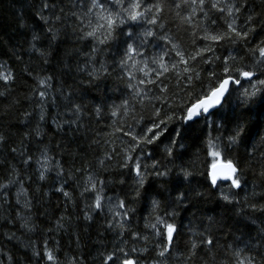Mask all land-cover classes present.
I'll return each instance as SVG.
<instances>
[{
    "label": "trees",
    "instance_id": "16d2710c",
    "mask_svg": "<svg viewBox=\"0 0 264 264\" xmlns=\"http://www.w3.org/2000/svg\"><path fill=\"white\" fill-rule=\"evenodd\" d=\"M45 2L51 3L52 0H0V74L12 76L8 81L0 79V135L5 137V142H0V264H56L43 256L45 241L48 250H55L59 264H73V261L78 264H103L107 255L118 247H123L133 259H138L139 264H192L187 259V247L195 238L194 233L204 232L205 228L216 239L217 247L209 251L208 246H202L194 264H229L233 250H245L246 245H251L250 254L256 256L257 264H261L264 248L259 249L261 255L256 254V238L264 236V214L252 212L248 204L264 205V178L259 175L264 166V98L258 95L254 102L247 105L251 112L247 114V119L240 121L245 125V135L241 142L219 158L238 162L244 169L246 183L243 189H231V192L238 193L236 198L241 203L227 204L220 198L221 191L228 193L229 182L221 181L218 188H209L207 174L214 161L205 145L216 136L226 139L231 135L236 118L245 108L239 98L242 90L233 92L222 101L223 106L217 115L210 117L214 124H207L201 117L191 127L179 121L168 125V132L161 137V141L147 147L146 151L152 153L151 158L143 161L150 165L153 160H159L171 169L167 191L161 187L164 178L149 177L145 188L141 189V196L133 200L135 173L121 167L124 153L131 143V137L126 133L140 134L142 128L150 126L147 125V115L151 109L146 106L169 107L173 101L187 103L192 93L206 92L212 85L209 73L213 70L222 72V68L217 66L220 61L214 64L189 61L188 67L200 77L199 80L194 78L189 86L185 79L189 73L183 72L185 65L177 63L179 58L171 52L164 57L170 72L160 78L163 84L141 86L147 94L142 98L134 97L132 90L126 88L125 81L118 78L119 69L107 79L97 82V87L79 71L87 61L91 45L86 40H80L72 27L46 24L41 15L51 17L52 13L42 9ZM54 2L56 7L53 11L57 14L61 8L65 13L79 10L76 7L78 0ZM212 2L214 0H207L204 12L209 18L217 20L219 30H225V19L233 18L228 16L227 9L240 5L241 12L235 14L239 16L237 23L242 24L251 16L250 26L256 29L248 47H255L264 41V0H219L220 6L226 9L224 13L211 9ZM190 10L183 6L181 12L186 15ZM171 15L165 12L166 30L154 28L157 35L149 38L147 56H158L171 47L160 39L161 35H167L180 50L186 52L193 51L192 33L195 31L203 35L200 29L190 25L180 26L178 21L170 19ZM194 21L201 28L206 25L214 27L199 10ZM66 23L72 25L73 21L68 19ZM49 26L59 29L55 40L47 32ZM149 27L145 22H137L133 31L140 35ZM127 30L125 26L124 31ZM33 35H39L40 40L34 42ZM125 38L121 36L110 48H105L98 59L107 61L108 65H112L114 60L118 62L123 52L120 41ZM205 43L197 41V46L204 47ZM41 50L48 54L47 63L40 56ZM245 52L246 49L240 45L216 48V55L221 58L231 53L238 61L244 56L250 63ZM172 63H177L175 69L171 68ZM150 67L156 65L150 63ZM135 74L144 78L143 73ZM46 77H52V87L48 89V99L43 105L44 119L41 120L37 92L43 90L39 81ZM164 86L168 88L167 94L159 100L155 99ZM244 87H249L246 81ZM68 92H72L74 101L83 106L75 124L64 123L67 117L64 115L66 101L63 94ZM53 97L56 99L53 100ZM124 99L130 103L127 110L119 108ZM97 106L102 109L99 115L95 113ZM113 111L117 114L112 115ZM180 114L177 112V115ZM141 116L145 117V122L138 124ZM221 124L224 127L218 128ZM183 129H186L183 139L177 138L174 130ZM37 131L39 135H36ZM170 139H178L184 145L177 149L179 155L174 158L167 157L165 153ZM12 148L17 151L13 153ZM45 148L47 156L52 159L45 179L41 180L39 175L44 163L41 152ZM22 149L26 150V156H32L30 165L22 163L26 158L20 156ZM108 155L112 156L111 160L106 159ZM58 166L63 167V175H58ZM181 167L193 172V176L189 177L190 184L179 175ZM90 176L93 181L98 178L106 184L100 193L105 197L102 211L86 209L87 205L94 203L95 193L81 195L85 187H91ZM121 180L125 183L121 184ZM97 187L101 186L98 184ZM61 188L63 191L58 190ZM177 189H195L203 192L204 197L190 199L184 204H172L169 197L174 198ZM63 192H68L69 196H64ZM118 199H125L129 210L128 216L123 218L125 229L122 237L118 235L120 229L108 227L110 222L115 223L109 209L114 208ZM153 200L160 201V210L154 211ZM173 210L175 217L169 222L179 226V235L171 254L159 257L160 249L156 244L161 241L152 235L147 225L155 223L157 215ZM86 215L92 219H85ZM209 217L216 221L211 227H208ZM132 233H139L141 239L134 240ZM144 236L149 237L147 242L142 239ZM132 247L138 251L131 252ZM34 251H40L43 258L35 256Z\"/></svg>",
    "mask_w": 264,
    "mask_h": 264
},
{
    "label": "snow or ice",
    "instance_id": "6c2138e0",
    "mask_svg": "<svg viewBox=\"0 0 264 264\" xmlns=\"http://www.w3.org/2000/svg\"><path fill=\"white\" fill-rule=\"evenodd\" d=\"M207 0H78L76 7L78 11H71L65 13L64 9H59L57 14L53 9L56 5L54 0L52 2H45L42 5L43 10H48L52 13L51 17H45L41 15V19L49 25L60 24L64 27H72L74 33L78 35L80 40H86L91 45L90 53L88 54L87 61L84 66L79 69L84 73L90 84H95L98 87L99 81L107 79L119 69L118 78L124 80L126 88L132 90L134 97H143L145 93L144 85L158 86L163 84L161 77H164L165 73L170 72L168 63L164 60L165 56H168L171 52H175L176 57L179 58V64L185 65L183 68L184 73H189L185 79L189 82V86L192 85L193 79L199 80L198 74L191 71L188 67L189 61L199 62L203 61L205 64H214L216 61H220L218 67L222 68V72L213 70L209 73L208 79L212 82V85L207 89L206 92L192 93L188 96L187 103H177L173 101L172 106L169 107H157L156 105L150 106V112L147 115V125L141 129L140 134L134 132H128L126 135L131 137V143H129L123 157V163L121 167L128 169L129 172L135 173V187L132 193V199H138L141 196V189L145 188V184L148 183L149 177L164 178L161 187L164 191H167V178L171 174V169L166 165L162 164L159 160H153L149 164H145L143 161L145 158H151L152 153L146 151L148 146L156 144L161 141V137L165 136L168 132V125L175 121H179L182 125L188 124L191 127L192 124L198 123L199 118L203 117L205 122L209 125L214 124L215 121L210 120V117L216 116L219 109L223 106L222 101L227 97H230L233 92L240 91L241 103L245 106L244 112L238 116L236 126L232 129L231 135H228L226 139L222 136H216L207 141L205 149L213 159L211 164V170L207 174V179L210 180L209 188H218V182H229V191L225 193L220 192V198L223 199L227 204H239L236 197L238 193L231 192V189H243L246 181L243 179L244 169L240 167L239 163H233L232 160H227L226 163H216L215 161L223 156L233 145L241 142L245 135V125L240 121L247 119V114L251 112V108L247 107L250 103L255 101V98L259 95L264 98V41L255 47H248L251 36L256 32V29L250 26L252 17L248 16L242 24H238L239 16L236 13L241 12L240 5H232L227 9L228 16L233 17L231 20L225 19L224 24L225 30H219L216 19H211L208 14L204 12ZM183 6H187L191 9L186 15L182 14L181 9ZM211 9H216L219 13H224L225 8L221 7L219 0H214L211 3ZM204 13L206 19L210 20V25L214 27L204 26L201 28L199 24L194 21V17L197 15V11ZM171 13V20L178 21L180 26L190 25L194 29H200L203 35L197 32L192 33L191 44L193 46L192 52L182 51L178 46L173 43L172 39L167 35H161L160 39L167 42L171 47L163 51L158 56H147V45L150 43L149 38H155L157 33L154 31L155 27L161 30L165 29L166 17L165 12ZM71 19L72 25H68L66 21ZM137 22H145L151 26L145 30L142 34L137 35L133 28ZM125 26L128 27L127 32L124 31ZM187 31V29H185ZM47 32L50 34L51 39L55 40L59 34V29H54L53 26L47 28ZM126 37L120 41L123 45V52L118 62L114 60L112 65H108L107 61L98 59L100 53L105 48H110L114 42L120 40V37ZM33 41H39V35H33ZM197 41L206 42L204 47L197 46ZM240 45L246 49L245 55L248 57L249 63L245 60L244 56L237 60L236 56H232L229 53L228 56L221 58L216 55V48H225L226 45ZM35 48V43L33 44ZM211 54L206 56L205 54ZM47 53L43 50L40 51V56L45 58L44 62L47 63ZM140 57L141 59H137ZM187 57V58H186ZM156 65V67H150ZM177 63H172L171 68L175 69ZM111 69V71H110ZM136 72L143 73L144 78H138ZM154 77V78H153ZM0 79L5 81L11 80L12 76L7 74H0ZM52 77H46L39 81V84L43 87V90L37 92L40 97L41 103V115L40 119H44L43 105L48 99V89L51 85ZM135 81V82H134ZM247 82L249 87H244V82ZM238 86V87H237ZM150 90V89H149ZM168 92L167 86L160 89V96H156L155 99L159 100L165 96ZM2 95V93H0ZM66 101L64 115L67 119L64 123L75 124L80 118V114L83 111V106L76 103L73 99V93L68 92L63 94ZM56 97H53L55 100ZM183 99V98H182ZM167 105V101H165ZM130 107L128 99H124L119 105V108L127 110ZM215 110V111H214ZM102 109L97 106L95 113L99 115ZM177 112L181 113L177 115ZM117 112L113 111L112 115H116ZM30 115V114H29ZM145 117L141 116L138 120L139 123H144ZM62 126V125H61ZM224 126L218 125V128ZM121 131H123L121 129ZM177 138L183 139V130H174ZM40 133L37 131L36 135ZM0 142H5V137L0 135ZM184 145L179 143L178 139H170L169 144L165 146V153L167 157H176L179 155L177 149L183 148ZM11 151L15 153L16 148H12ZM132 153H136L135 156ZM20 156H26V150L20 151ZM41 156L44 158V163L41 164L39 178L45 179V172L49 170L51 157L47 156V149L45 148L41 152ZM32 156L27 155L22 160L24 165H30ZM106 159L111 160L112 156L108 155ZM103 165L104 161H100ZM64 170L62 166H58V175H63ZM179 175L183 177L185 181L190 184L189 177L193 176V172L181 167ZM260 177L264 178V166L261 167L259 172ZM91 187H85L84 193H95L94 203L87 205V210H103L105 197L100 193L103 188L106 187L104 181L98 178L93 181L90 176L88 178ZM121 184L125 183L124 180L120 181ZM101 187L98 189L97 185ZM63 191V188L58 189ZM176 196L174 198L169 197L172 204H184L185 201L190 199L201 198L203 199L204 193L196 191L195 189H189L181 191L176 190ZM64 196H69L68 192H63ZM162 195V193H159ZM111 201V198H108ZM154 211H158L161 208V203L158 200L152 201ZM244 203H247L245 201ZM249 209L252 212H260L264 214V205H258L256 203L248 204ZM112 212V219L115 223L110 222L108 227L112 229H120L118 232L119 236L124 235V219L128 216L129 210L125 199H118L114 208L109 209ZM135 211V209H131ZM120 218L119 220L117 218ZM175 217V211H164L162 215L155 217V223L147 225L152 230V235L159 238L160 243L156 244L159 248L158 256L166 257L171 254V250L174 247L176 237L179 235V226L173 222ZM85 219H92L90 215H86ZM216 223L213 217L208 218V227ZM204 222L201 221V226ZM62 227V225H59ZM32 230L31 228L29 229ZM51 231V229L49 230ZM134 240L141 239L139 233H132ZM194 239L189 243L187 247V259L194 264L198 250H202V246H208L209 251L212 248L217 247L216 239L213 238L211 233H207V228L204 232L194 233ZM147 242L148 236L142 237ZM197 240L199 243H197ZM257 244V255H261L259 249L264 248V236H258L256 238ZM44 253L47 261L56 262L59 264L55 255V250H48L47 241L44 243ZM145 251L147 249H144ZM131 252L135 253L138 250L135 247L130 249ZM251 245H246L245 250H233L231 254V260L229 264H257L256 256L251 255ZM117 253L121 255H117ZM248 253V254H246ZM34 255L41 257L40 251H34ZM121 256L123 258H121ZM139 264L138 259H133L128 252H125L123 247H118L111 254L107 255L103 264ZM73 264H78L77 261H73ZM206 264V262H205ZM261 264H264V256L261 257Z\"/></svg>",
    "mask_w": 264,
    "mask_h": 264
},
{
    "label": "water",
    "instance_id": "95a60500",
    "mask_svg": "<svg viewBox=\"0 0 264 264\" xmlns=\"http://www.w3.org/2000/svg\"><path fill=\"white\" fill-rule=\"evenodd\" d=\"M227 161H219V162H216V163H226ZM210 170H211V167H210V169H209V172H210Z\"/></svg>",
    "mask_w": 264,
    "mask_h": 264
},
{
    "label": "bare ground",
    "instance_id": "6f19581e",
    "mask_svg": "<svg viewBox=\"0 0 264 264\" xmlns=\"http://www.w3.org/2000/svg\"><path fill=\"white\" fill-rule=\"evenodd\" d=\"M203 16V15H202Z\"/></svg>",
    "mask_w": 264,
    "mask_h": 264
}]
</instances>
